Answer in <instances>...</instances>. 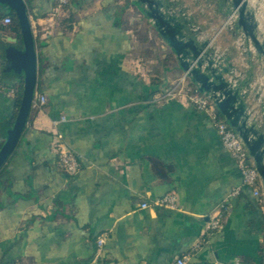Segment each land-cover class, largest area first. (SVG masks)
Masks as SVG:
<instances>
[{"label": "crops", "instance_id": "obj_1", "mask_svg": "<svg viewBox=\"0 0 264 264\" xmlns=\"http://www.w3.org/2000/svg\"><path fill=\"white\" fill-rule=\"evenodd\" d=\"M24 1L37 54L34 96L46 101L31 107L0 168V264H174L221 203V227L186 264H264V206L242 184L214 122L182 98L160 97L183 71L135 1L70 0L57 15L56 0ZM169 1L246 83L264 126V61L234 34L225 7ZM248 2L264 35V0ZM11 12L0 3V35L18 36L2 23ZM0 86L21 91V81L2 74ZM17 108L0 92V123ZM56 141L77 155L74 175L57 166ZM170 191L177 209L151 204Z\"/></svg>", "mask_w": 264, "mask_h": 264}, {"label": "water", "instance_id": "obj_2", "mask_svg": "<svg viewBox=\"0 0 264 264\" xmlns=\"http://www.w3.org/2000/svg\"><path fill=\"white\" fill-rule=\"evenodd\" d=\"M140 12L151 21L161 39L175 56L180 69L199 92L205 93L240 137L251 157L264 188V126L246 100V83L239 82L223 55L214 52L208 40L197 38L182 10L171 7L169 0H134ZM234 34L245 41L264 61V35L259 34L256 11L248 0H218ZM13 11L20 33L0 35V74L5 80L21 81L18 108L11 122L0 123V168L15 149L26 126L34 99L37 54L24 0H0ZM255 91V90H252ZM264 114V106H263Z\"/></svg>", "mask_w": 264, "mask_h": 264}, {"label": "built area", "instance_id": "obj_3", "mask_svg": "<svg viewBox=\"0 0 264 264\" xmlns=\"http://www.w3.org/2000/svg\"><path fill=\"white\" fill-rule=\"evenodd\" d=\"M70 0H56L54 5L53 15H57L60 11L64 10V6L69 3ZM12 22L10 16H5L2 19V23L7 25ZM0 92L9 97H14L17 89L15 87L0 86ZM160 97H179L187 103L194 106L197 110L205 113L213 122L220 138L223 147L230 153L231 157L235 160L241 175L242 184L248 186L251 189L252 195L256 198L261 207L264 206V188L261 179L256 171L251 157L248 151L240 139V137L234 132V130L228 125L227 121L218 116L219 112L215 107L213 101L205 93H201L197 88L189 82L186 75L183 73L181 77L176 79L174 83L168 87ZM46 98L44 95L34 96L31 106H41L45 103ZM254 112H256L254 110ZM64 116L61 120H64ZM55 151L57 166L64 171L67 175H74L79 169V159L75 153L67 149L60 141L55 142ZM239 193V188L235 187L231 191V195ZM153 206L164 207L168 209H177V197L173 191L166 193L165 195L154 199L151 203ZM148 206V203H141V207ZM227 212V207L224 203L218 205L208 216L204 223V228L201 237L193 245L192 251L181 255L176 258L174 264H186L190 259L192 252L197 250L202 243L205 242L206 235L211 231L217 230L221 227L223 218ZM104 243V237H98L96 239V245L98 248ZM212 264H239L238 261L231 263L213 262Z\"/></svg>", "mask_w": 264, "mask_h": 264}, {"label": "trees", "instance_id": "obj_4", "mask_svg": "<svg viewBox=\"0 0 264 264\" xmlns=\"http://www.w3.org/2000/svg\"><path fill=\"white\" fill-rule=\"evenodd\" d=\"M67 6H68V4L66 5V6H64V9H66L67 8ZM11 19H12V28H13V30L17 33V35H19V33H20V29H19V25H18V22H17V20H16V18H15V16H14V14L11 12ZM68 21V20H67ZM20 90H18L17 92H16V94H15V96H14V98H15V106L16 107H18V104H19V99H20ZM165 91H163V93H164ZM31 107H33V106H31ZM218 113V116H220V113L219 112H217ZM258 203V202H257ZM259 204V203H258ZM260 205V204H259Z\"/></svg>", "mask_w": 264, "mask_h": 264}, {"label": "rangeland", "instance_id": "obj_5", "mask_svg": "<svg viewBox=\"0 0 264 264\" xmlns=\"http://www.w3.org/2000/svg\"><path fill=\"white\" fill-rule=\"evenodd\" d=\"M226 25H227V24H226ZM230 25H232V22L230 23ZM224 26H225V24L222 25V27H224ZM180 77H181V76H180Z\"/></svg>", "mask_w": 264, "mask_h": 264}]
</instances>
